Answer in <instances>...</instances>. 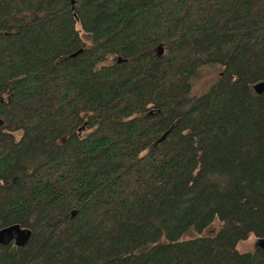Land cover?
Segmentation results:
<instances>
[{"label":"trees","instance_id":"16d2710c","mask_svg":"<svg viewBox=\"0 0 264 264\" xmlns=\"http://www.w3.org/2000/svg\"><path fill=\"white\" fill-rule=\"evenodd\" d=\"M260 82L264 0H0V264H264Z\"/></svg>","mask_w":264,"mask_h":264},{"label":"rangeland","instance_id":"374dc122","mask_svg":"<svg viewBox=\"0 0 264 264\" xmlns=\"http://www.w3.org/2000/svg\"><path fill=\"white\" fill-rule=\"evenodd\" d=\"M219 75V71L204 69L200 73V77L194 81L193 90L196 93L203 92L206 88L216 79ZM220 224L217 221H213L211 225L200 234H190L182 238V240L194 239L198 237L212 236L218 229ZM260 241L253 236H249L246 240L240 241L236 244L235 250L238 253L252 252L255 247H258Z\"/></svg>","mask_w":264,"mask_h":264},{"label":"water","instance_id":"95a60500","mask_svg":"<svg viewBox=\"0 0 264 264\" xmlns=\"http://www.w3.org/2000/svg\"><path fill=\"white\" fill-rule=\"evenodd\" d=\"M256 94L264 91V82L257 83L253 86ZM30 236L27 229L20 228L18 225H10L0 229V246H7L13 244L17 247H23Z\"/></svg>","mask_w":264,"mask_h":264}]
</instances>
